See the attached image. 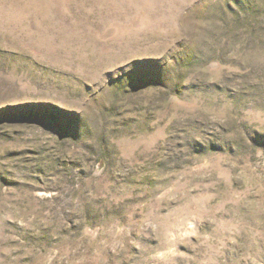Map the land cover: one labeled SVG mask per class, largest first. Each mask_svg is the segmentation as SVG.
Segmentation results:
<instances>
[{
  "label": "rangeland",
  "instance_id": "obj_1",
  "mask_svg": "<svg viewBox=\"0 0 264 264\" xmlns=\"http://www.w3.org/2000/svg\"><path fill=\"white\" fill-rule=\"evenodd\" d=\"M0 264H264V0H0Z\"/></svg>",
  "mask_w": 264,
  "mask_h": 264
}]
</instances>
